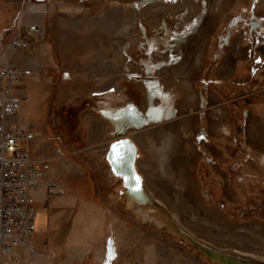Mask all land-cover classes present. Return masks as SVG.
Returning a JSON list of instances; mask_svg holds the SVG:
<instances>
[{
  "label": "rangeland",
  "instance_id": "1",
  "mask_svg": "<svg viewBox=\"0 0 264 264\" xmlns=\"http://www.w3.org/2000/svg\"><path fill=\"white\" fill-rule=\"evenodd\" d=\"M154 1L0 0V63L37 71L17 120L39 138L20 147L52 167L72 163L107 198L112 190L135 245L150 244L147 264H236L206 248L264 264V0ZM32 25L40 39L13 49ZM121 139L172 229L131 211L111 178L108 152ZM165 156L180 180L162 176Z\"/></svg>",
  "mask_w": 264,
  "mask_h": 264
},
{
  "label": "crops",
  "instance_id": "2",
  "mask_svg": "<svg viewBox=\"0 0 264 264\" xmlns=\"http://www.w3.org/2000/svg\"><path fill=\"white\" fill-rule=\"evenodd\" d=\"M65 163L54 165L47 184L36 192L38 218L30 244L37 255L32 259L49 264H147L150 244L135 245L133 227L116 209L117 195L110 190L107 198L104 183L99 188L90 185L84 173L65 168ZM123 204L129 212L126 199ZM204 252L214 262L212 252L207 248Z\"/></svg>",
  "mask_w": 264,
  "mask_h": 264
},
{
  "label": "built area",
  "instance_id": "3",
  "mask_svg": "<svg viewBox=\"0 0 264 264\" xmlns=\"http://www.w3.org/2000/svg\"><path fill=\"white\" fill-rule=\"evenodd\" d=\"M41 34L39 25L28 26L25 36L19 34L13 39L12 48L30 50L26 37L38 41ZM36 74L35 66L0 63V264H49L32 259L37 252L30 239L38 218L36 192L47 184L52 166L43 156L20 147L23 141L34 144L39 136L20 128L17 120Z\"/></svg>",
  "mask_w": 264,
  "mask_h": 264
},
{
  "label": "bare ground",
  "instance_id": "4",
  "mask_svg": "<svg viewBox=\"0 0 264 264\" xmlns=\"http://www.w3.org/2000/svg\"><path fill=\"white\" fill-rule=\"evenodd\" d=\"M162 1L163 0H157V1H154L153 3H149L148 7L150 8V6H152V5L154 6L155 4H157L156 2H162ZM132 9L133 8L131 6H125V11L127 13L130 12ZM188 47H190V46H188ZM187 51H189V50H187ZM123 59H124V55L121 52L117 56L116 60H123ZM186 62L188 63V61H186ZM225 132L228 133V129H225ZM169 135L171 137L172 143L174 145L178 146L179 137L176 136L177 135L176 127H172L170 129ZM114 146H117V147L114 148ZM110 150H111V152L112 151H114V152L118 151V155L125 156V161L128 162L129 167H127V169L125 170V172H124L125 174L124 175L126 177H129L130 174H131L133 179H136L138 176L135 173V170H134V167H133V158H134V155H135V147H134L133 143L130 142V141H122L120 143H117V145H113L110 148ZM156 159H157L158 164L160 165L159 168H160L162 176L166 177L167 180L170 183L172 181H174L173 177L171 178L170 175L175 176L176 177L175 180H180L181 179V176L177 173L178 167H177L176 162L174 160L170 161V160H168V157L166 158V156L165 157H159V158L156 157ZM107 160L111 161L110 152L108 154ZM65 168L70 170V169L75 168V165H73L72 163L66 162L65 163ZM135 183L129 184V191L127 192V201H128V204H129L128 206L131 209V211L133 210L134 212H137L138 214L142 215L145 218L146 221L149 220L151 222L152 220H154L157 225H160V228H162L161 224H164L166 226L168 224V219H169L168 215L171 214V213H169L167 215L166 212L161 211L159 209V207H157V206H155V205L150 203L148 195L143 190L140 189V186H141L140 179H139L138 183L137 182H135ZM136 185H137V187H136ZM137 188L139 189V191L136 190ZM174 218L177 219V216H174ZM174 222H175V220H174ZM167 228L172 229L171 227H168V225H167ZM173 233L176 234L177 236L179 235L175 231H173ZM212 258H213L214 261H217V262L226 261V262H230V263H236V264L238 263V262H235L233 260L230 261V259L227 256H222V255H220L218 253H214V252L212 253Z\"/></svg>",
  "mask_w": 264,
  "mask_h": 264
},
{
  "label": "flooded vegetation",
  "instance_id": "5",
  "mask_svg": "<svg viewBox=\"0 0 264 264\" xmlns=\"http://www.w3.org/2000/svg\"><path fill=\"white\" fill-rule=\"evenodd\" d=\"M128 116H133V113L130 111L128 114H127ZM120 142H122V141H119L118 143H120ZM114 145H117V143L116 144H114ZM123 146V145H122ZM111 148V147H110ZM109 152H110V159H111V163H112V167H113V169H114V171L113 172H115L116 174H118V173H121V174H125L124 172H125V170L127 169V167H129V164H128V162H126L125 161V163H126V167L125 166H123L122 164H121V162H120V160L118 159V157L119 156H122V155H118V151H112L111 152V150L109 149ZM109 152H108V154H109ZM120 154V153H119ZM114 173V174H115ZM135 173H137L136 171H135ZM115 174V175H116ZM117 176V175H116ZM119 178V177H118ZM128 179H127V188H126V186H124V188L126 189V192L127 191H129V184H131V183H135V182H137V180L136 179H133V177H132V175L130 174V176L129 177H127ZM141 182V181H140ZM126 183V182H125ZM124 183V184H125ZM136 184V183H135ZM136 187H137V185H136Z\"/></svg>",
  "mask_w": 264,
  "mask_h": 264
},
{
  "label": "water",
  "instance_id": "6",
  "mask_svg": "<svg viewBox=\"0 0 264 264\" xmlns=\"http://www.w3.org/2000/svg\"><path fill=\"white\" fill-rule=\"evenodd\" d=\"M120 141V140H119ZM119 141H116L114 144H116V143H118ZM121 141H129L128 139H125V140H122L121 139ZM113 144V145H114ZM135 160H136V154L134 155V158H133V167L135 168V166H134V164H135ZM108 163H109V166H110V168H111V170H112V164H111V161L109 160L108 161ZM135 170V169H134ZM112 172H113V170H112ZM113 174H114V172H113ZM114 176L115 177H119V178H121L123 181H124V183L126 182V178L123 176V175H120V176H116L115 174H114ZM124 186H126V183L124 184Z\"/></svg>",
  "mask_w": 264,
  "mask_h": 264
},
{
  "label": "snow or ice",
  "instance_id": "7",
  "mask_svg": "<svg viewBox=\"0 0 264 264\" xmlns=\"http://www.w3.org/2000/svg\"><path fill=\"white\" fill-rule=\"evenodd\" d=\"M116 147H117V146H114V148H116ZM118 159L120 160V162H121V164H122L123 166H125V167L127 166L126 163H125V156H119ZM136 180H137V183H138V182H139V178L137 177ZM136 190L139 191L138 188H137Z\"/></svg>",
  "mask_w": 264,
  "mask_h": 264
}]
</instances>
